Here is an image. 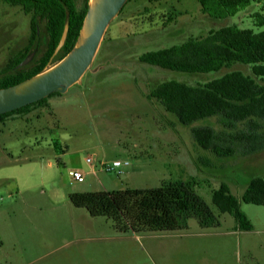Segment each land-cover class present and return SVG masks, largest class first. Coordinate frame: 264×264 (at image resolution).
Returning <instances> with one entry per match:
<instances>
[{"label": "rangeland", "instance_id": "374dc122", "mask_svg": "<svg viewBox=\"0 0 264 264\" xmlns=\"http://www.w3.org/2000/svg\"><path fill=\"white\" fill-rule=\"evenodd\" d=\"M77 4L82 11L84 0ZM261 16L264 0H252L226 18L210 16L197 0H128L74 85L45 105L0 122V264H264V206L240 200L252 229L239 230L233 215L219 212L211 200L223 182L240 198L253 177H264V148L243 155L236 144L235 154L219 157L191 134L193 126L209 125L225 140L246 130L247 121L229 125L214 115L184 125L148 97L164 81L204 84L232 70L252 75L250 65L187 73L138 59L225 25L264 30ZM30 20L20 6L0 0V78L32 66L45 52L46 18L38 13L33 45L23 61L10 65L27 44ZM254 78L264 85V78ZM90 86L102 97L87 106L83 91ZM87 156L129 163L105 170L94 161L92 169ZM72 170L82 172L84 181L75 180ZM168 179H194L220 224L202 227L190 218L186 228L134 234L69 199L72 192L149 188Z\"/></svg>", "mask_w": 264, "mask_h": 264}, {"label": "trees", "instance_id": "16d2710c", "mask_svg": "<svg viewBox=\"0 0 264 264\" xmlns=\"http://www.w3.org/2000/svg\"><path fill=\"white\" fill-rule=\"evenodd\" d=\"M20 6L31 14L30 35L26 46L10 58L16 66L25 59L33 45L38 25L35 15L46 18L48 40L46 49L32 66L13 70L0 78V88L23 82L62 60L76 45L85 18L84 9L78 10L77 0H3ZM128 1V0H127ZM201 9L214 18H226L250 5L252 0H197ZM264 23L261 16L260 24ZM59 52V54H57ZM141 62L161 68L187 72L208 73L220 71L234 63L250 65L252 75L232 70L204 84L188 85L168 80L156 85L148 94L156 98L173 113L181 124L220 115L232 125L247 121L248 128L227 135L224 140L209 125L193 126L191 134L195 142L217 156H229L241 147L243 155L264 148V85L254 77L264 78V30L225 25L210 31L206 36L190 38L180 44L142 53ZM254 76V77H253ZM48 96L18 109L0 114V122L25 115L45 105ZM224 140L225 143H221ZM204 163L205 160H203ZM194 179L164 180L159 186L149 188H121L110 190L72 192L69 199L76 207H85L92 216H106L113 220L120 231L135 233L155 230H175L188 226L190 218H196L202 227L217 226L219 216L195 189ZM211 200L221 213L233 215L239 230H251L252 223L241 209L240 200L264 206V177H253L240 198L226 183L212 191Z\"/></svg>", "mask_w": 264, "mask_h": 264}, {"label": "water", "instance_id": "95a60500", "mask_svg": "<svg viewBox=\"0 0 264 264\" xmlns=\"http://www.w3.org/2000/svg\"><path fill=\"white\" fill-rule=\"evenodd\" d=\"M126 2L100 0L92 12L89 35L82 44L75 45L62 60L43 72L15 85L0 88V114L36 102L54 92L65 93L87 70L106 27ZM89 14L91 11L88 7L85 18Z\"/></svg>", "mask_w": 264, "mask_h": 264}, {"label": "built area", "instance_id": "2783aa9c", "mask_svg": "<svg viewBox=\"0 0 264 264\" xmlns=\"http://www.w3.org/2000/svg\"><path fill=\"white\" fill-rule=\"evenodd\" d=\"M93 156H87L85 158L86 162L91 163L92 169L96 167L94 164V161L95 163L96 161L98 162L100 169H105V170L119 169L121 166L128 165L129 163L128 160H120V159H115V160H112L111 162H105L102 159L97 160L96 158H94L93 160ZM92 172L95 173V170H93ZM70 175L79 182L84 181V175L80 171L72 170L70 171Z\"/></svg>", "mask_w": 264, "mask_h": 264}, {"label": "bare ground", "instance_id": "6f19581e", "mask_svg": "<svg viewBox=\"0 0 264 264\" xmlns=\"http://www.w3.org/2000/svg\"><path fill=\"white\" fill-rule=\"evenodd\" d=\"M99 2L100 0H89L88 1V7L90 8L91 14L86 16L82 24L76 46H79L80 44H82L84 40L86 39V37L89 35L90 27H91V20H92V12H93L95 5L98 4Z\"/></svg>", "mask_w": 264, "mask_h": 264}, {"label": "crops", "instance_id": "0c3cea01", "mask_svg": "<svg viewBox=\"0 0 264 264\" xmlns=\"http://www.w3.org/2000/svg\"><path fill=\"white\" fill-rule=\"evenodd\" d=\"M102 83V82H101ZM101 83L99 84V85H101ZM74 85V84H73ZM71 87V86H70ZM69 89V88H68ZM102 94L100 93V91H96V90H94V88L93 87H89V88H87V90H84L83 91V97H84V99L85 100H87V106H90L96 99H100L102 96H101ZM91 99H93V100H91ZM77 171H79V170H77ZM82 173V172H81ZM83 174V173H82ZM84 175V174H83ZM85 179V178H84ZM134 234H136L135 232H134Z\"/></svg>", "mask_w": 264, "mask_h": 264}]
</instances>
